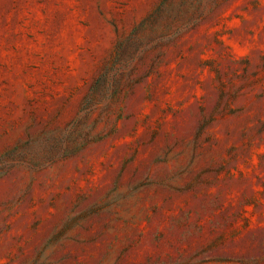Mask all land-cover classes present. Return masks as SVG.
Wrapping results in <instances>:
<instances>
[{"label":"rangeland","instance_id":"rangeland-1","mask_svg":"<svg viewBox=\"0 0 264 264\" xmlns=\"http://www.w3.org/2000/svg\"><path fill=\"white\" fill-rule=\"evenodd\" d=\"M0 264H264V0H0Z\"/></svg>","mask_w":264,"mask_h":264}]
</instances>
